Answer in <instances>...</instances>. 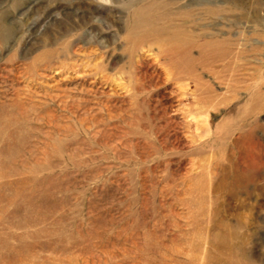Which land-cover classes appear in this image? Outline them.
<instances>
[{"label":"rangeland","instance_id":"obj_1","mask_svg":"<svg viewBox=\"0 0 264 264\" xmlns=\"http://www.w3.org/2000/svg\"><path fill=\"white\" fill-rule=\"evenodd\" d=\"M0 264H264V0H0Z\"/></svg>","mask_w":264,"mask_h":264},{"label":"bare ground","instance_id":"obj_2","mask_svg":"<svg viewBox=\"0 0 264 264\" xmlns=\"http://www.w3.org/2000/svg\"><path fill=\"white\" fill-rule=\"evenodd\" d=\"M163 2H164V0H163ZM165 3H167V2H165ZM164 4H163V6H164ZM164 8L165 9L163 11H166V13H167V11L169 10V7L164 6ZM143 13H145V12H143ZM143 13L141 14V16L146 17L147 15H145ZM141 19H142V17H141ZM147 21H148V19H147ZM143 25H144L143 23H140L138 25V27L142 28ZM187 35L188 34H186V36H182L180 38L174 37V36L170 37L171 35H169V37L162 38V40H161L162 41L161 46H160L161 55H163L164 57H166L168 59V62L171 63L170 65L176 71H179V69L182 67L184 69H185V67H188L190 70H192L194 62L196 61L195 57L193 56V50H194V47L196 46V42L194 41V38L191 35H188V36ZM198 46H200L201 53L203 55L202 58L205 60V58H208L206 55V50L208 49V47H210V44L205 43L203 45H198ZM205 62H207V60Z\"/></svg>","mask_w":264,"mask_h":264}]
</instances>
